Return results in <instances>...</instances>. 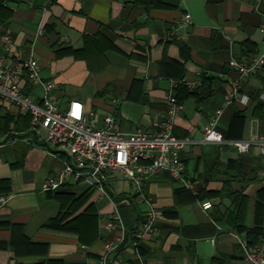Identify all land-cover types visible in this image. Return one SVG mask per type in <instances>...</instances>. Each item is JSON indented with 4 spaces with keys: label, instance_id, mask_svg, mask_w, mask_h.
<instances>
[{
    "label": "crops",
    "instance_id": "0c3cea01",
    "mask_svg": "<svg viewBox=\"0 0 264 264\" xmlns=\"http://www.w3.org/2000/svg\"><path fill=\"white\" fill-rule=\"evenodd\" d=\"M263 19L264 0H0V67L35 60L41 79L55 87L45 94L24 74L25 96H46L60 107L79 100L100 117L113 115L127 133L157 131L168 118L171 81H182L174 90L183 110L173 133L201 141L239 77L230 59L248 62L264 53ZM174 29L182 44L166 40ZM240 86L244 102L226 106L218 125L232 140L264 132V69ZM180 159L198 196L165 173L144 182L162 218L156 236L140 247L143 264H244L236 237L246 234L238 232L231 194L244 198L241 224L262 230L264 247L261 150L195 144ZM60 169L29 115L0 102V198H7L0 205V264H95L115 240L122 242L114 256L135 262L132 231L147 207L133 204L130 183L107 174L112 201L95 190L85 196L89 188L71 183L45 192L44 182ZM115 209L121 223L110 232L101 220Z\"/></svg>",
    "mask_w": 264,
    "mask_h": 264
},
{
    "label": "built area",
    "instance_id": "2783aa9c",
    "mask_svg": "<svg viewBox=\"0 0 264 264\" xmlns=\"http://www.w3.org/2000/svg\"><path fill=\"white\" fill-rule=\"evenodd\" d=\"M79 2L80 0H76ZM183 21L190 23V15L184 14ZM264 34V19L259 27ZM5 50L13 49L12 38L3 37ZM168 41L183 42L177 29L171 31ZM2 60L5 61V58ZM228 68L239 73L236 80L230 82V90L224 104L216 110L203 127V139L196 141L187 136L177 137L173 133L174 120L182 112L174 96V90L182 81H171L168 97V118L157 125L153 133L136 131L127 133L121 131L118 121L111 114L102 117L97 112L86 110L79 100H71L64 106H57L46 96L42 99H32L25 96L20 84L22 75H26L33 85H38L46 94L55 85L43 81L40 77L39 64L31 59L20 61L15 66L0 67V102L15 106L21 114H28L30 125L38 141L49 148V153L61 164L56 175L50 176L44 182L45 192H55L64 185L71 183L97 191L99 197L112 201L113 197L107 188V174H116L120 179L128 181L133 192V204H144L147 210L142 220L132 231L133 253L135 262L143 264L140 247L148 239L156 236L158 230L155 223L162 218L151 196L144 191V182L160 173L189 191L195 197L198 191L195 182L186 174V168L180 159V153L195 144L227 145L238 153H247L252 147H258L264 157V132L255 137L232 140L227 139L218 130L224 108L241 100V81L249 78L254 72L264 69V53L242 62L231 58ZM264 177V172L262 174ZM7 198H0V205ZM103 226L110 232L116 230L121 223V217L115 209L101 220ZM244 264H264V247L249 245L245 236L236 237ZM122 240L107 241L105 254L95 264H135L114 256Z\"/></svg>",
    "mask_w": 264,
    "mask_h": 264
},
{
    "label": "trees",
    "instance_id": "16d2710c",
    "mask_svg": "<svg viewBox=\"0 0 264 264\" xmlns=\"http://www.w3.org/2000/svg\"><path fill=\"white\" fill-rule=\"evenodd\" d=\"M178 43L182 44V42H178ZM248 56H251V54L248 55ZM179 86H180V84L177 87H179ZM92 190L93 189H88L86 191L85 196H89V193ZM57 191H59V190H57ZM57 191H55L54 193H56ZM231 196L233 197V202L237 204L238 209H239V214L237 216V221H238L237 229H238V232L239 233H243L244 232L246 234L245 237H246L249 245L254 246V245L258 244L260 236L263 235V231L262 230H258V229H245L244 226H242L241 217H242L243 208H241L240 204L244 201V198L243 197H239V196H237L235 194H231Z\"/></svg>",
    "mask_w": 264,
    "mask_h": 264
},
{
    "label": "rangeland",
    "instance_id": "374dc122",
    "mask_svg": "<svg viewBox=\"0 0 264 264\" xmlns=\"http://www.w3.org/2000/svg\"><path fill=\"white\" fill-rule=\"evenodd\" d=\"M144 212H145V211L142 210V211H141V214L144 213ZM142 215H143V214H142Z\"/></svg>",
    "mask_w": 264,
    "mask_h": 264
}]
</instances>
